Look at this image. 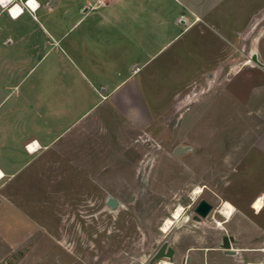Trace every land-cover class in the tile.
Here are the masks:
<instances>
[{
    "label": "rangeland",
    "instance_id": "1",
    "mask_svg": "<svg viewBox=\"0 0 264 264\" xmlns=\"http://www.w3.org/2000/svg\"><path fill=\"white\" fill-rule=\"evenodd\" d=\"M201 1L212 13L150 65L144 126L98 109L0 178V264H264V66L251 59L264 63V0ZM201 198L212 208L196 219ZM163 242L173 259L151 260Z\"/></svg>",
    "mask_w": 264,
    "mask_h": 264
},
{
    "label": "crops",
    "instance_id": "2",
    "mask_svg": "<svg viewBox=\"0 0 264 264\" xmlns=\"http://www.w3.org/2000/svg\"><path fill=\"white\" fill-rule=\"evenodd\" d=\"M14 1L23 8L17 19L0 8L3 176H14L32 153L98 109L120 110L144 126L151 118L150 65L182 32L202 25L191 21L193 14L212 13L215 6L201 0L195 1L199 9L187 0H37L33 12ZM29 142L36 150L27 149ZM4 206L7 220L13 207Z\"/></svg>",
    "mask_w": 264,
    "mask_h": 264
},
{
    "label": "water",
    "instance_id": "3",
    "mask_svg": "<svg viewBox=\"0 0 264 264\" xmlns=\"http://www.w3.org/2000/svg\"><path fill=\"white\" fill-rule=\"evenodd\" d=\"M52 2V1H51ZM251 59L253 61H255L256 63H259V60L257 58L256 53L252 54ZM180 146H176L174 149V152L176 154H178L180 152ZM106 203L110 206V207H116V205L118 204V201L111 195H109L106 199ZM212 208V204L206 200L205 198H201L198 203L195 206V218L198 219L200 216H206L208 214V212L210 211V209ZM233 240V236L232 235H227L225 234L222 237V248L224 250L225 253H231L233 254L236 250L234 247L231 246V242ZM173 254H174V249L171 245H168L167 242H163L160 247L158 248V250L156 251V253H154V255L152 256L151 260L154 259H158L159 257L165 256L168 259L172 260L173 259ZM187 263V261H186Z\"/></svg>",
    "mask_w": 264,
    "mask_h": 264
},
{
    "label": "clouds",
    "instance_id": "4",
    "mask_svg": "<svg viewBox=\"0 0 264 264\" xmlns=\"http://www.w3.org/2000/svg\"><path fill=\"white\" fill-rule=\"evenodd\" d=\"M9 5H12V6L9 8ZM26 6L34 12L39 7V4L37 0H26ZM0 8L7 9L9 12V15L11 16L13 20L17 19L23 12V9L20 6V4L15 3L14 0H0ZM199 191L200 190L197 189L193 193V199L196 198V196L199 194ZM184 211L185 210L183 208H178L175 214L174 220H179L180 217L184 214ZM187 219H191V217H185V221ZM172 227H173V221H166L164 227L161 230L166 233L169 230H171Z\"/></svg>",
    "mask_w": 264,
    "mask_h": 264
},
{
    "label": "bare ground",
    "instance_id": "5",
    "mask_svg": "<svg viewBox=\"0 0 264 264\" xmlns=\"http://www.w3.org/2000/svg\"><path fill=\"white\" fill-rule=\"evenodd\" d=\"M246 63H248V62H246ZM33 143V142H32ZM38 147V145H37V143H35V144H29V150H31V151H34V150H36V148ZM4 174L0 171V176L2 177ZM0 177V178H1ZM197 189H199L200 191H201V189L200 188H197ZM197 189H195L194 190V192L197 190ZM199 191V192H200ZM263 198L264 197H262V196H259L257 199H255V201L253 202V205H252V207L253 208H255V210L257 211V210H261V208L263 207ZM178 208H182L181 206H178L173 212H172V214H171V216L169 217V218H167L166 220H165V222L166 221H173V223L174 222H176V221H179V220H174V217H175V214H176V212H177V209ZM220 212L224 215V217L225 218H229L230 216H231V214L234 212V207L230 204V203H228V202H224L223 203V205H222V207H221V210H220ZM181 218V217H180ZM165 222H164V225H165ZM218 224H221V223H218ZM164 227V226H163ZM171 261H165V260H162L161 262H159V264H171L170 263ZM249 264H260V263H254V262H249Z\"/></svg>",
    "mask_w": 264,
    "mask_h": 264
},
{
    "label": "built area",
    "instance_id": "6",
    "mask_svg": "<svg viewBox=\"0 0 264 264\" xmlns=\"http://www.w3.org/2000/svg\"><path fill=\"white\" fill-rule=\"evenodd\" d=\"M15 3H17L16 1H14ZM24 4L26 5V0H23ZM19 4V3H18ZM12 5H9V8L11 7ZM22 7V5H20ZM23 9V8H22ZM32 143V142H29L26 144V147L27 149H29V144ZM1 177V176H0ZM0 200H1V197H0Z\"/></svg>",
    "mask_w": 264,
    "mask_h": 264
},
{
    "label": "flooded vegetation",
    "instance_id": "7",
    "mask_svg": "<svg viewBox=\"0 0 264 264\" xmlns=\"http://www.w3.org/2000/svg\"><path fill=\"white\" fill-rule=\"evenodd\" d=\"M252 205H253V203H252ZM196 206V205H195ZM194 209H195V207H194Z\"/></svg>",
    "mask_w": 264,
    "mask_h": 264
}]
</instances>
